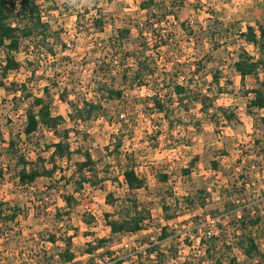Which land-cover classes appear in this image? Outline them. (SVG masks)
<instances>
[{"label": "rangeland", "instance_id": "obj_1", "mask_svg": "<svg viewBox=\"0 0 264 264\" xmlns=\"http://www.w3.org/2000/svg\"><path fill=\"white\" fill-rule=\"evenodd\" d=\"M148 1L94 0L99 9L86 10L87 24H81L80 17L71 23H62L56 0H51L48 8H44L48 0L39 4L45 13L42 14L44 22L53 31L46 40V49L41 50L49 47L54 55H39L37 50L29 55L22 50L17 55L22 61L21 69L6 79L8 84L18 85L19 95L0 88V170L3 171V175L0 172V205H5V215L13 214L9 209H18L15 221L7 225L3 224L4 220L0 221L3 228L0 264H52L51 256H55L57 264H63L58 263L57 254L67 248L63 241L68 238H72L71 250L76 258L64 264H115L117 260L123 264H211L206 258L211 246L205 235L207 218L217 219L215 225L224 229L219 235H223L229 247L227 250L222 244L217 245L212 250L217 257L223 256L227 264L233 258L234 264H264V239L258 240L259 253L247 256L239 247L242 240L237 224L244 209L257 212L252 216L264 215V123L261 120L264 110L251 116L246 108V95L256 88L264 89V73L260 74V81L248 77L243 84L232 66L240 47L258 57L257 49L242 39L239 46L226 43L230 29L235 27L231 18L235 13L229 11L232 0H155L158 6L143 10L141 6ZM213 4L227 6L210 7ZM168 11L173 15L164 18ZM148 19L155 23L162 19L155 26V32L146 27ZM182 24L186 25L185 31ZM257 25L261 24L249 26L257 28ZM125 28L130 29V35L119 45L117 41ZM127 53L131 54L128 59ZM109 57L114 58L113 64ZM148 59L153 64V74H148L146 85L141 89L131 88V82H125L123 75L126 72L130 77L135 76L137 61ZM120 60L126 61V66L120 65ZM198 62H203L205 67L196 75ZM215 74L221 85L227 87L225 93L218 95L217 106L236 111L241 125L234 122L215 126L203 116L200 105L189 114L177 108L168 114L173 120L182 117L188 127L170 126L163 114H147L145 106L151 104L150 98L158 90L162 95L166 93L162 90L165 84L185 83L190 89H204L207 94ZM23 84L25 89L21 88ZM74 84L79 86L78 94L71 87ZM106 86L123 90V98H101L95 89ZM28 95L43 98L50 104L54 116L66 118L59 127L61 133L65 129L73 131L68 140L74 151L72 158L59 161L55 175L38 179L33 189L21 187L15 177L24 167L21 158H25L29 170L41 168L44 163L51 169L49 159L53 150L48 147L61 138L48 128H42L31 140L26 138L25 114L31 101ZM212 95H216V87L212 88ZM87 100L99 103L101 114L73 124L68 118L69 103ZM214 113L212 109L210 115ZM120 115L129 121L120 127L134 129L128 139L121 140L123 146L119 153L124 156V162L112 152L113 138L120 136L115 124ZM199 119L204 120L200 128L195 124ZM161 120L163 126L159 128ZM12 141L16 147L9 146ZM39 148L48 154L38 155L35 149ZM86 152L97 162L99 177L107 180L96 187L85 184L76 193L75 183L80 181L76 163L83 160ZM104 156L116 158L103 163ZM195 158L197 162L192 165ZM128 161L147 180V189L136 191L135 195L141 207L151 210L153 220L139 233L113 235L106 215L116 214L118 208L115 201L113 205L107 204L106 198L112 193L115 199H121L128 193L122 177ZM85 174L87 178L93 177V173ZM241 174L245 181L241 180ZM159 176H167L168 180L159 181ZM200 191L206 194L201 195ZM66 196H75L78 201L69 212L65 208ZM189 196L197 198V212L184 211V199ZM201 203H205L204 208ZM165 206L170 207L171 215L178 213V217L168 221ZM76 209L79 212L73 215ZM66 220L71 224H66ZM61 225L68 230L66 239L58 235L63 230L58 227ZM164 227H168L169 237L160 241ZM262 227L264 233V224ZM51 236H55V243L50 242ZM98 239L108 242L100 250L89 253L90 245H96ZM153 247H158V254L149 255Z\"/></svg>", "mask_w": 264, "mask_h": 264}, {"label": "trees", "instance_id": "obj_2", "mask_svg": "<svg viewBox=\"0 0 264 264\" xmlns=\"http://www.w3.org/2000/svg\"><path fill=\"white\" fill-rule=\"evenodd\" d=\"M19 1V3H18ZM177 1H175L174 6ZM157 5L155 0H149L144 5H142L143 10H148ZM158 6V5H157ZM165 7L164 5H162ZM161 6V7H162ZM173 6V7H174ZM157 7V8H161ZM163 8H161L162 10ZM43 11L40 5L36 3L35 0H0V88H3L8 93H16L20 92L18 85L16 83L5 84L6 79L9 78V75L13 72H18L22 67V61H20L17 55L23 50L27 54L30 55L29 52L34 53L36 50L39 55H43V53L54 55L53 49L47 47L46 51L41 50V48H45L48 45L46 40L52 36L53 31H51L49 25L44 22ZM172 11H168V13L164 14V18L167 16H172ZM176 18V17H175ZM162 23V19H159L155 22H151L149 19L146 21V27H150L153 32L156 30V25ZM102 27V23L99 24ZM183 30H186V25H181ZM130 35V29H123L122 37L118 40V44L120 45L121 41L126 40ZM241 39L249 44L253 45L259 54L258 57L249 53L245 48L240 47V53L238 58L235 59L233 63V70L239 76L241 83L246 84L248 77H255L257 81H260L259 76L261 73H264V26L257 25V28L249 26L246 31L241 34ZM7 41V44H5ZM113 41V39H112ZM42 45V46H41ZM32 50V51H31ZM131 56L130 53L126 54V58L128 59ZM112 57H109L111 59ZM208 61V58H206ZM114 58L110 60V63L113 64ZM120 65L126 66V61H119ZM29 64H32L29 61ZM196 75L200 74L201 67H205L203 62L195 63ZM110 65V64H109ZM136 72L135 76L130 77L126 72L123 75L125 82H131V88L133 89H141L142 86L146 85L145 78L148 74H153V64L150 60L145 61H137L136 63ZM102 70V69H101ZM128 72V70H127ZM191 82V81H189ZM211 86L207 94L204 89L199 91H194L190 89V85H186L185 83H175L173 85L165 84L162 87V90H166V93L162 95L160 90L158 93H154L151 98V104L147 103L145 106V110H147V114L156 113L166 115L167 122L170 126L181 125L188 127V123L184 121L182 117L178 119H170V113H174L173 108H177L182 112L189 114L192 110L197 108L199 105L200 111L203 116L215 124V126H219L221 123L227 125H232L234 122L237 124H242L239 121L237 114L233 109L229 107L217 106L218 95L225 93L227 87L221 85L218 75H214L213 81L211 82ZM25 89V85H21V88ZM216 87V95H212V88ZM264 88V85H263ZM104 90V91H103ZM168 90V91H167ZM95 92L104 98L105 100H120L123 98V90H117L112 87H105V89L98 88L95 89ZM106 92V96L104 93ZM249 92H244V94H248ZM252 96H249L251 95ZM248 101L246 104L247 112L251 116H257L259 111L264 110V89L256 88L253 89L248 95H246ZM29 106L26 109V127L24 129V134L28 140L35 138V135L39 133L42 128H48L54 131V134H58L60 136V140L48 147V150H53L50 155V163L52 164V168L49 169L45 166V163L41 168H34L32 170L27 169L28 163L25 158H21V162L24 167L16 174V179L18 184L21 187H32L34 186L38 179L48 176L53 177L58 169L57 164L62 160H70L74 155V151L71 148L70 143L68 142L70 133L73 132L72 129H65L63 133L59 131V127L66 122V118L58 115L54 116L51 112L50 104H48L43 98H37L33 95H28L27 99H30ZM65 98V95H63ZM71 107V111L69 113V120L73 124H78L79 122H87L93 118H96L101 114V105L96 101H84L82 103H69ZM151 109L148 112V109ZM214 109L215 113L210 115V111ZM262 122L264 123V117H262ZM121 124H123V119L120 115ZM163 120L161 123H158L159 128L163 126ZM203 119L196 120V127L200 128L203 125ZM120 124V125H121ZM218 132V131H217ZM10 147H16L15 142H10ZM122 141L118 140L113 147V155H115L118 159L120 156V150L122 148ZM198 159V157H196ZM193 159L192 165L197 162V159ZM127 160H131L128 158ZM195 161V162H194ZM121 162V161H120ZM77 174L80 175V181L76 182V193H80L84 189L85 184H90L92 187H96L101 185L107 179L106 177H99V171L97 170V162L93 158V156L86 152L83 155V160L78 161L76 163ZM1 175H3V171H1ZM86 172L93 173V177H89L85 174ZM107 172V171H105ZM189 172V171H188ZM246 172V171H245ZM122 177L124 178V185L127 187V192L124 198L115 199L114 194L110 193L107 195L106 201L107 204H116L118 211L116 214L108 213L106 215L107 225L110 227L113 235H125L127 233H139L142 230H145L149 223L152 222L153 217L151 214V210L147 207H141L138 198L135 195L136 191L147 189L148 183L147 180L139 175L135 165L128 161V164L124 167L122 172ZM66 177H61V179L65 180ZM159 181L166 182L168 180L167 176H159ZM246 179L245 176L241 174V180ZM245 181V180H244ZM243 181V182H244ZM246 184V183H245ZM242 185L246 188V185ZM242 190H244L242 188ZM206 194V191H204ZM203 191H200L201 195L204 194ZM196 199H191V197H187L184 199V211L195 212L197 209L195 207ZM195 200V201H194ZM205 198L203 199V201ZM64 201L66 203V209L69 212L74 208L75 205L78 204L75 196H66L64 197ZM120 204V205H119ZM205 203H201V208H204ZM0 221H3L4 225H7L8 222H13L18 218L17 207L9 209V213L13 212L12 215H5L4 209L5 205H0ZM166 213V219L168 221L176 219L178 216L171 215L169 210L170 207H164ZM177 212V211H176ZM197 212V211H196ZM257 212L251 211L248 209H244L243 216L237 220V224L239 226V231L241 235L239 239H241V243L239 247L244 253L253 257L254 255L259 253V249L261 244H259L258 240L264 239V233L262 230V225L264 224V215H254ZM195 214V213H194ZM58 215V213L56 214ZM118 216L117 219H112V217ZM3 225V226H4ZM230 229V227H228ZM2 223L0 222V234L2 231ZM168 227H164L161 232V236L159 237L160 241H164L169 237L167 233ZM220 233L223 232V228L219 227ZM211 246L207 250L206 258L211 260V264H227L225 263V258L223 256L217 257L216 252H212L217 245L222 244L227 250L229 247L223 240V235H213L209 238ZM50 242L55 243V236L50 237ZM67 248L64 249L61 253H58V263H72L75 260V254L72 252V238H68L63 241ZM107 239H98L97 244H91V248L89 249V253H93L95 251L100 250L104 247V244L107 243ZM158 247H153L149 249V255H153L154 253L158 254L156 251ZM112 254V253H109ZM53 259L52 264H57L55 260V256H51ZM235 259H231L230 263L234 264ZM32 264H42L32 263ZM48 264H50L48 262ZM115 264H123L122 260H117Z\"/></svg>", "mask_w": 264, "mask_h": 264}, {"label": "clouds", "instance_id": "obj_3", "mask_svg": "<svg viewBox=\"0 0 264 264\" xmlns=\"http://www.w3.org/2000/svg\"><path fill=\"white\" fill-rule=\"evenodd\" d=\"M39 3H42L43 0H38ZM57 5L60 8L61 13V22L68 24L71 23L74 19L77 17H80V23L81 24H87L86 19V10L90 11L93 8L99 9V5L94 2V0H56ZM51 4V0H48V3L44 4V8H48ZM227 5H210V7L216 8V7H223ZM229 11L231 13H235L231 18L233 20V23L235 24V27L230 29L229 36L226 38V43L228 45H232L233 43L235 46H239L241 43V34L246 30V26L249 25H255L256 23H260L261 25H264V0H239L237 3V0H232V6L229 7ZM45 14V13H42ZM5 44H7V41H5ZM11 79V77H10ZM205 81L207 80V77L204 78ZM5 84H8V81H5ZM71 87L75 88L76 92L75 94H78L80 92L78 85H71ZM15 95H19V92L14 93ZM72 94L69 95V99H71ZM103 102V101H101ZM23 107H26L27 105H22ZM119 115V113H117ZM125 116H128L127 112H124ZM125 125L129 123L127 119L123 121ZM117 129L120 131V136L113 138V145H115L116 140H123L128 139L130 134L134 131L132 127L127 128H121L120 124L121 121L117 119L115 121ZM88 127H91V124L88 125ZM237 131L239 132L240 129L238 128ZM47 143V141H45ZM88 143H91V138H89ZM38 155H47L48 153L44 152L42 148L35 149ZM116 157H103V163H107L109 159H115ZM144 158L147 159V154H144ZM119 159L121 162H124V156L120 155ZM11 163L15 164V161H12ZM79 212V209H76L73 212V215H77ZM66 224L70 225L71 221L66 220ZM62 228V231L58 232V235L61 237L67 238L68 230L64 226H58ZM209 235H211L209 233ZM89 239H94V237H89ZM27 255V254H26Z\"/></svg>", "mask_w": 264, "mask_h": 264}, {"label": "built area", "instance_id": "obj_4", "mask_svg": "<svg viewBox=\"0 0 264 264\" xmlns=\"http://www.w3.org/2000/svg\"><path fill=\"white\" fill-rule=\"evenodd\" d=\"M36 1V0H35ZM36 3H37V1H36ZM38 5L40 4V3H37ZM34 187L32 186V187H30V189H33ZM216 220L217 219H215V218H213V219H210V218H207V231L205 232V235L207 236V238L209 239V238H211L213 235H219L220 234V230H219V227H218V225H215V222H216ZM209 233L211 234V235H209Z\"/></svg>", "mask_w": 264, "mask_h": 264}]
</instances>
